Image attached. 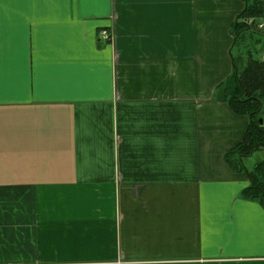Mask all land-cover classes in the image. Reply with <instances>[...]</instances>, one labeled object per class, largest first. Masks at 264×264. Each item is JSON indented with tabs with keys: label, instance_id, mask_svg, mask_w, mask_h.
Listing matches in <instances>:
<instances>
[{
	"label": "crops",
	"instance_id": "0c3cea01",
	"mask_svg": "<svg viewBox=\"0 0 264 264\" xmlns=\"http://www.w3.org/2000/svg\"><path fill=\"white\" fill-rule=\"evenodd\" d=\"M258 1L0 0V264H264L219 92Z\"/></svg>",
	"mask_w": 264,
	"mask_h": 264
},
{
	"label": "trees",
	"instance_id": "16d2710c",
	"mask_svg": "<svg viewBox=\"0 0 264 264\" xmlns=\"http://www.w3.org/2000/svg\"><path fill=\"white\" fill-rule=\"evenodd\" d=\"M252 14L264 18V0L254 5ZM219 92L236 113L247 115L250 120L244 141L226 154V161L232 168L237 170L238 166L234 161H239L238 165L242 169L243 158L264 148V64L249 62L241 74L234 73L224 82ZM246 173L251 183L243 194L264 205V163L258 164L253 171Z\"/></svg>",
	"mask_w": 264,
	"mask_h": 264
},
{
	"label": "rangeland",
	"instance_id": "374dc122",
	"mask_svg": "<svg viewBox=\"0 0 264 264\" xmlns=\"http://www.w3.org/2000/svg\"><path fill=\"white\" fill-rule=\"evenodd\" d=\"M264 30L261 31V35L259 34H253V38L249 35L248 37L245 36L243 38L238 39V43L233 49L234 55L238 58L236 60V64H238L239 69L241 65H244L242 69L240 70V74L245 70V67L248 66V61L250 60V57L253 61L263 63L264 64V59H263V54H264ZM242 39V40H241ZM246 39L249 41V45L246 46ZM250 48V57L248 56V61L247 59V49ZM241 51L244 53L242 54ZM244 56L246 59H239L241 56ZM251 60V61H252ZM247 61V62H245ZM264 163V148L253 153L252 156L243 158V164L246 166L248 170H254L255 166L258 164Z\"/></svg>",
	"mask_w": 264,
	"mask_h": 264
},
{
	"label": "built area",
	"instance_id": "2783aa9c",
	"mask_svg": "<svg viewBox=\"0 0 264 264\" xmlns=\"http://www.w3.org/2000/svg\"><path fill=\"white\" fill-rule=\"evenodd\" d=\"M260 27H262V25H260ZM103 34H104V36L105 37H108V35H107V32L105 31V32H103Z\"/></svg>",
	"mask_w": 264,
	"mask_h": 264
},
{
	"label": "water",
	"instance_id": "95a60500",
	"mask_svg": "<svg viewBox=\"0 0 264 264\" xmlns=\"http://www.w3.org/2000/svg\"><path fill=\"white\" fill-rule=\"evenodd\" d=\"M262 122V121H261Z\"/></svg>",
	"mask_w": 264,
	"mask_h": 264
}]
</instances>
